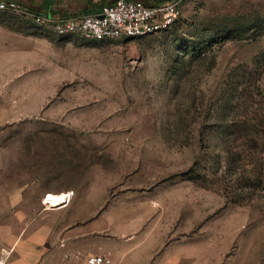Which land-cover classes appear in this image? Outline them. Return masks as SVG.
I'll return each mask as SVG.
<instances>
[{
	"label": "rangeland",
	"instance_id": "374dc122",
	"mask_svg": "<svg viewBox=\"0 0 264 264\" xmlns=\"http://www.w3.org/2000/svg\"><path fill=\"white\" fill-rule=\"evenodd\" d=\"M180 6L170 30L115 41L0 10L34 38L0 33V221L34 215L30 231L51 244L42 264L76 250L115 264H264V180L246 187L252 166L233 173L227 153L233 121L264 111V0ZM64 191L65 206L44 203Z\"/></svg>",
	"mask_w": 264,
	"mask_h": 264
},
{
	"label": "built area",
	"instance_id": "2783aa9c",
	"mask_svg": "<svg viewBox=\"0 0 264 264\" xmlns=\"http://www.w3.org/2000/svg\"><path fill=\"white\" fill-rule=\"evenodd\" d=\"M181 1L168 0L150 5L142 0H115L97 13L54 17L39 13L16 2L0 1V10L15 12L35 26L61 36H79L84 40L115 41L150 36L173 26L181 17ZM70 200H68L69 202ZM64 202V203H68ZM62 246L65 242L61 243ZM0 264H8L0 259ZM55 264H115L110 253L66 252Z\"/></svg>",
	"mask_w": 264,
	"mask_h": 264
},
{
	"label": "crops",
	"instance_id": "0c3cea01",
	"mask_svg": "<svg viewBox=\"0 0 264 264\" xmlns=\"http://www.w3.org/2000/svg\"><path fill=\"white\" fill-rule=\"evenodd\" d=\"M114 1L115 0H35L32 1L29 6H34L38 10L46 13L52 12L64 16H75L79 14L97 13L105 4ZM149 1L153 0H148V2ZM0 33L4 40L15 37L19 39H34L33 36L30 35L32 33L27 31L25 26L20 23L9 24L7 21L3 22L0 20ZM2 74L6 75L7 73H0V84ZM0 109H2L1 106ZM18 198L19 197L15 196V202L19 200ZM20 217L22 218V216ZM18 218V215L14 214L12 219L0 221V259H6L8 264H42L47 259V255L51 252V244L48 241L47 235L40 232L39 229L30 231L33 225L34 215L31 214L30 217L25 220H20ZM52 232H54V230ZM27 234H29V236L25 241L24 238ZM62 242L65 241H61L59 244L60 246H62ZM63 255L61 258L62 260Z\"/></svg>",
	"mask_w": 264,
	"mask_h": 264
},
{
	"label": "trees",
	"instance_id": "16d2710c",
	"mask_svg": "<svg viewBox=\"0 0 264 264\" xmlns=\"http://www.w3.org/2000/svg\"><path fill=\"white\" fill-rule=\"evenodd\" d=\"M167 1L168 0H153L146 3L155 5L165 3ZM29 7L39 13L50 14L54 17L64 16L52 12H42L34 6ZM179 20L180 19H178V21ZM176 23L174 25H176ZM173 26L165 31L170 30ZM257 116L258 117H256L255 121H250L246 117L235 119L233 121V128L230 134L231 138L228 139V168L232 170L233 173H236L238 169L243 168L244 170H247V167L251 165L253 169L252 171L256 174L253 178H244L243 183L249 188L256 187L257 183L264 180V111L260 112ZM238 141H241V145L243 147L242 150H237L236 148V143Z\"/></svg>",
	"mask_w": 264,
	"mask_h": 264
},
{
	"label": "bare ground",
	"instance_id": "6f19581e",
	"mask_svg": "<svg viewBox=\"0 0 264 264\" xmlns=\"http://www.w3.org/2000/svg\"><path fill=\"white\" fill-rule=\"evenodd\" d=\"M73 192L72 191H64L60 193H53L50 192L46 195L44 199V203L48 206L54 207H63L66 205L64 202H68L70 198H72Z\"/></svg>",
	"mask_w": 264,
	"mask_h": 264
}]
</instances>
